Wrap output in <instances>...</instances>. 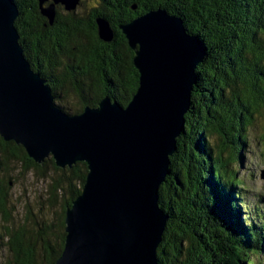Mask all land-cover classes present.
I'll return each instance as SVG.
<instances>
[{"label": "trees", "instance_id": "1", "mask_svg": "<svg viewBox=\"0 0 264 264\" xmlns=\"http://www.w3.org/2000/svg\"><path fill=\"white\" fill-rule=\"evenodd\" d=\"M14 1L25 57L70 112L96 106L105 95L125 105L136 91L134 53L120 24L157 7L183 19L207 56L195 69L184 132L158 187L168 214L159 264H262L264 200L248 198L238 173L249 130L260 120L264 131V0H99L104 9L89 19L71 11L56 14L52 24L38 0ZM97 17L109 22L112 41L99 38ZM12 163L44 182L40 198L54 219L40 222L28 213L24 220L31 218L33 228L15 225ZM86 174L84 161L63 168L52 157L37 163L21 145L0 137V251L8 253L0 264H54L64 245L65 210Z\"/></svg>", "mask_w": 264, "mask_h": 264}, {"label": "water", "instance_id": "2", "mask_svg": "<svg viewBox=\"0 0 264 264\" xmlns=\"http://www.w3.org/2000/svg\"><path fill=\"white\" fill-rule=\"evenodd\" d=\"M47 1L38 0L50 24L56 5L71 11L80 2ZM18 14L14 0H0V137L37 163L52 157L62 168L87 164L81 192L65 210L64 245L54 264H159L168 214L158 187L170 174L205 47L181 17L150 9L119 25L138 71L129 102L105 95L96 106L70 112L25 57ZM96 23L99 38L112 41L107 19Z\"/></svg>", "mask_w": 264, "mask_h": 264}, {"label": "rangeland", "instance_id": "3", "mask_svg": "<svg viewBox=\"0 0 264 264\" xmlns=\"http://www.w3.org/2000/svg\"><path fill=\"white\" fill-rule=\"evenodd\" d=\"M95 2V0H87L86 6H93ZM258 123L249 130V146L246 147L242 169L238 173V177L243 179L247 185V196L251 200L256 199L257 196L264 200V131L260 120ZM15 164L17 163L11 164L14 171L11 173L13 182L10 184L11 202L9 204L12 208L15 225L26 224L28 227L33 228L34 224L31 218L24 220L28 213L30 217L33 214L40 222L54 219L51 216L53 212L48 211L47 204L43 198H40V195L43 196L44 182L31 172H21L19 165ZM55 210L58 212V209ZM5 252L0 251V261L6 259L8 253ZM261 261L264 264V258Z\"/></svg>", "mask_w": 264, "mask_h": 264}, {"label": "flooded vegetation", "instance_id": "4", "mask_svg": "<svg viewBox=\"0 0 264 264\" xmlns=\"http://www.w3.org/2000/svg\"><path fill=\"white\" fill-rule=\"evenodd\" d=\"M50 1L51 0L45 2L44 5H47ZM95 1L96 2H95L94 6H86L87 0H80L79 4L76 6V8L74 10H71V11L74 12V13L83 14V15H85L84 17L86 19H89L90 16L93 13L100 12L101 9L102 10L104 9L102 6H100V4L98 2L99 0H95ZM55 9H56V14H68V12H71V11H67L62 4L56 5ZM43 17L45 19H47L45 16H43ZM100 77L102 78V76L99 74V79L98 80H100V82H101V78ZM97 83H98V81H97Z\"/></svg>", "mask_w": 264, "mask_h": 264}, {"label": "bare ground", "instance_id": "5", "mask_svg": "<svg viewBox=\"0 0 264 264\" xmlns=\"http://www.w3.org/2000/svg\"><path fill=\"white\" fill-rule=\"evenodd\" d=\"M247 234V233H246Z\"/></svg>", "mask_w": 264, "mask_h": 264}]
</instances>
